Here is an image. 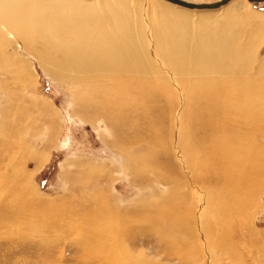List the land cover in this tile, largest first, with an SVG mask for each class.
<instances>
[{"label": "bare ground", "instance_id": "bare-ground-1", "mask_svg": "<svg viewBox=\"0 0 264 264\" xmlns=\"http://www.w3.org/2000/svg\"><path fill=\"white\" fill-rule=\"evenodd\" d=\"M260 19L239 5L225 8L218 16V12L195 14L153 0L138 4L132 0H0V75L18 80L29 74L17 53L22 47L55 80L76 87L92 104L95 117L103 114L111 121L116 132L112 145L125 158L126 169H149L155 177L175 185L169 208L136 215L140 217L137 222L148 225L154 237L170 241L166 249L178 259L179 252L198 250L196 229L200 227L190 220L188 201L180 199L181 174L165 177L150 159L163 154L168 164L189 173L194 184L213 180L215 190L220 185V204L230 211L228 216H252L247 208L253 207L264 189V146L260 143L264 136L260 129L264 67L257 72L258 84L251 75L255 64L250 58L252 36L244 31L251 23L264 29V16ZM8 48L14 52L10 54ZM180 99L183 104L178 110ZM142 107L144 113H158L155 118L163 126L142 130L134 125L130 114L144 121ZM195 108L197 116L193 115ZM169 129L175 134V145L166 148L163 141ZM145 139L149 145L140 147ZM220 209L215 212L216 224ZM111 256L112 248V262ZM188 264H193L190 256Z\"/></svg>", "mask_w": 264, "mask_h": 264}, {"label": "rangeland", "instance_id": "rangeland-1", "mask_svg": "<svg viewBox=\"0 0 264 264\" xmlns=\"http://www.w3.org/2000/svg\"><path fill=\"white\" fill-rule=\"evenodd\" d=\"M132 1L139 3V0ZM153 1L195 14L218 12V16L225 8L239 5L253 18L261 20L260 16H264V2L230 0L215 9H191L166 0ZM182 1L195 5L222 2ZM249 28L252 31H247ZM245 32H250L248 36H252L250 42L254 45L251 52L255 55L250 58L255 61L251 75L256 82L257 72L264 67V29L251 23ZM260 33L261 40L258 39ZM21 48L17 53L28 65V76L17 80L5 73L0 75V264H188L189 256L193 264H264V189L256 196L253 207L247 208L252 216H228L230 211L220 204V185L215 190L216 183L210 179L204 184H194L189 173L168 164L163 154H154L151 165H158L163 176L174 178L181 174L180 199L188 201L192 212L186 215L194 221V226L200 227L196 229L200 239L198 250L191 254L179 252L180 262L173 259L166 249L170 248V241L154 237L148 225L138 223L140 217L136 214L152 211L156 214L169 208L175 185L155 177L149 169H126L125 158L112 145L116 142L113 139L116 132L111 121L103 114L95 117L92 104L86 102L80 91L77 93L76 87L55 80L37 58ZM8 49L10 54L14 52L13 48ZM180 101L178 110L183 104ZM155 111L161 113V109ZM144 112L142 107L144 121L130 114L138 128L153 130L163 126L155 118L158 113ZM163 113L166 117L165 111ZM197 114L198 110L193 113ZM260 115L263 119H258L260 129L264 131V107ZM171 127L175 129L169 125ZM173 136L171 130L167 132L163 141L166 148L174 147ZM144 141L140 147L149 145L146 139ZM260 141L264 146V136ZM130 146L136 151V146ZM183 193H187V197ZM238 201L236 199L235 203ZM217 208L223 209L221 213L218 211V224ZM108 225L114 229L109 231ZM122 233L127 234L122 236ZM111 248L115 257L111 256L112 262L109 259Z\"/></svg>", "mask_w": 264, "mask_h": 264}, {"label": "water", "instance_id": "water-1", "mask_svg": "<svg viewBox=\"0 0 264 264\" xmlns=\"http://www.w3.org/2000/svg\"><path fill=\"white\" fill-rule=\"evenodd\" d=\"M170 3H173V4H177V5H180V6H183V7H188V8H191V9H194V8H198V9H215V8H218L226 3H228L230 0H222V2L220 3H215V4H212V5H195L193 3H189V2H185V1H182V0H166ZM249 1H252V2H264V0H249ZM264 10V8H263Z\"/></svg>", "mask_w": 264, "mask_h": 264}]
</instances>
